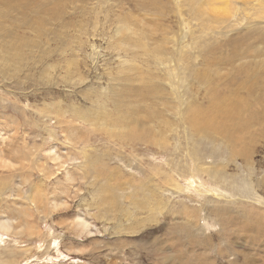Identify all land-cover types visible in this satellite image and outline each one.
Listing matches in <instances>:
<instances>
[{"label": "rangeland", "instance_id": "374dc122", "mask_svg": "<svg viewBox=\"0 0 264 264\" xmlns=\"http://www.w3.org/2000/svg\"><path fill=\"white\" fill-rule=\"evenodd\" d=\"M39 1L0 62V264H264V0Z\"/></svg>", "mask_w": 264, "mask_h": 264}, {"label": "bare ground", "instance_id": "6f19581e", "mask_svg": "<svg viewBox=\"0 0 264 264\" xmlns=\"http://www.w3.org/2000/svg\"><path fill=\"white\" fill-rule=\"evenodd\" d=\"M243 1L246 2L247 0H243ZM43 4H45V3H43ZM262 5H264V4H262ZM261 8H262V6H261ZM221 12L226 13V14L229 13L227 10H223ZM13 13H16V15L21 14L24 19L26 18V16H28V17L30 16V18H32V19L35 18L34 27L28 28L27 21L24 19L21 20L20 22L16 23ZM262 13H264V10H262V11L258 10L256 12V14H262ZM43 17H44V11L42 12V4L39 0H0V37H1L2 42H4L0 46V49H1L0 51L1 52H2V50L4 51V53L2 52L3 54L1 56V58H3V59L2 60L0 59L1 64H7V58H6L5 53H8L10 51H14L15 48H17L15 46H12L13 42L19 41V44L23 45V43H22L23 41H20V39L23 38L26 35V33L29 32L28 30H34V29L38 28L40 23L44 20ZM6 22H8L7 25H6ZM123 29L125 30L126 28L124 27ZM19 33L22 34L23 36L19 37L18 36ZM115 33L118 34L119 31L116 30ZM5 39L7 41L12 40V42L8 43L9 45L8 44L6 45ZM155 58L157 61L161 60L157 56ZM162 62H163V60H162ZM166 63H167V61H166ZM78 83L80 84V79H79ZM241 85H239V86H241ZM236 92L233 93L234 94L233 97L237 96ZM236 101L237 100L233 101L234 104H227V105L223 106V104L221 103L222 106H219V105H216V106L213 105V106L216 107V111L219 112L222 119H229L230 120L236 114H239L242 111V108L238 106ZM211 120H206V122L209 123ZM195 123L196 122H194V124ZM52 156H53L52 157L53 159L58 158V155H56L55 153H53ZM79 220L82 222V224H87V221L84 220L83 218H79Z\"/></svg>", "mask_w": 264, "mask_h": 264}]
</instances>
